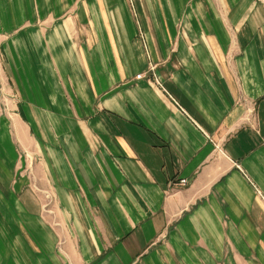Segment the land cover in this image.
I'll return each mask as SVG.
<instances>
[{
	"label": "crops",
	"instance_id": "obj_1",
	"mask_svg": "<svg viewBox=\"0 0 264 264\" xmlns=\"http://www.w3.org/2000/svg\"><path fill=\"white\" fill-rule=\"evenodd\" d=\"M0 264H264V0H0Z\"/></svg>",
	"mask_w": 264,
	"mask_h": 264
},
{
	"label": "built area",
	"instance_id": "obj_2",
	"mask_svg": "<svg viewBox=\"0 0 264 264\" xmlns=\"http://www.w3.org/2000/svg\"><path fill=\"white\" fill-rule=\"evenodd\" d=\"M142 75H143V74H139V75H137V78H141ZM156 83H157V85L163 87V85L161 84L160 80L157 79ZM179 183H180L181 185H186V184L188 183V181H187L186 179H181V180H179Z\"/></svg>",
	"mask_w": 264,
	"mask_h": 264
},
{
	"label": "rangeland",
	"instance_id": "obj_3",
	"mask_svg": "<svg viewBox=\"0 0 264 264\" xmlns=\"http://www.w3.org/2000/svg\"><path fill=\"white\" fill-rule=\"evenodd\" d=\"M46 198V197H45ZM47 199V198H46ZM51 206L50 202H49V207Z\"/></svg>",
	"mask_w": 264,
	"mask_h": 264
}]
</instances>
